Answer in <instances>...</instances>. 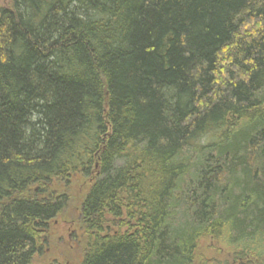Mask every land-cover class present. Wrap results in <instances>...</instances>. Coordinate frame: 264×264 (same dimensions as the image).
Here are the masks:
<instances>
[{
    "label": "trees",
    "instance_id": "16d2710c",
    "mask_svg": "<svg viewBox=\"0 0 264 264\" xmlns=\"http://www.w3.org/2000/svg\"><path fill=\"white\" fill-rule=\"evenodd\" d=\"M75 177L78 264H264V0L0 9V264H31Z\"/></svg>",
    "mask_w": 264,
    "mask_h": 264
},
{
    "label": "rangeland",
    "instance_id": "374dc122",
    "mask_svg": "<svg viewBox=\"0 0 264 264\" xmlns=\"http://www.w3.org/2000/svg\"><path fill=\"white\" fill-rule=\"evenodd\" d=\"M12 0H0V9L11 5ZM85 180L73 178L64 191L70 201L63 213L50 222L48 233L40 240V250L31 264H78L84 255L82 200L85 193ZM84 182V183H83ZM200 248L209 258L216 257L218 245L209 239H202ZM213 248V249H212ZM201 254V251H199ZM229 264H235L233 259Z\"/></svg>",
    "mask_w": 264,
    "mask_h": 264
}]
</instances>
